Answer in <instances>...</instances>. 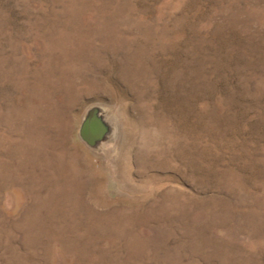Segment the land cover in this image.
<instances>
[{
  "label": "rangeland",
  "instance_id": "obj_1",
  "mask_svg": "<svg viewBox=\"0 0 264 264\" xmlns=\"http://www.w3.org/2000/svg\"><path fill=\"white\" fill-rule=\"evenodd\" d=\"M0 264H264V0H0Z\"/></svg>",
  "mask_w": 264,
  "mask_h": 264
},
{
  "label": "water",
  "instance_id": "obj_2",
  "mask_svg": "<svg viewBox=\"0 0 264 264\" xmlns=\"http://www.w3.org/2000/svg\"><path fill=\"white\" fill-rule=\"evenodd\" d=\"M111 128L98 107L86 111L78 129L80 140L89 148H97L105 142Z\"/></svg>",
  "mask_w": 264,
  "mask_h": 264
}]
</instances>
